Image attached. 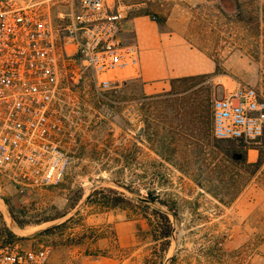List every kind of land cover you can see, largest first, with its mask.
I'll return each instance as SVG.
<instances>
[{"label":"rangeland","instance_id":"obj_1","mask_svg":"<svg viewBox=\"0 0 264 264\" xmlns=\"http://www.w3.org/2000/svg\"><path fill=\"white\" fill-rule=\"evenodd\" d=\"M58 1L53 13L67 9ZM120 2L172 13L189 67L72 90L63 181L19 197L0 179L5 243L49 247L51 264H264V134L246 144L211 132L212 101L234 82L264 94V0Z\"/></svg>","mask_w":264,"mask_h":264},{"label":"built area","instance_id":"obj_2","mask_svg":"<svg viewBox=\"0 0 264 264\" xmlns=\"http://www.w3.org/2000/svg\"><path fill=\"white\" fill-rule=\"evenodd\" d=\"M0 0V179L19 197L63 181L71 156L70 92H96L141 74V53L122 34L130 7L120 0ZM212 136L256 143L264 134V94L234 82L214 97ZM0 201L4 203L0 192ZM49 247L0 243V264H51Z\"/></svg>","mask_w":264,"mask_h":264},{"label":"crops","instance_id":"obj_3","mask_svg":"<svg viewBox=\"0 0 264 264\" xmlns=\"http://www.w3.org/2000/svg\"><path fill=\"white\" fill-rule=\"evenodd\" d=\"M173 19L172 13L159 21L149 13L139 12L131 13L126 22L122 37L125 42L139 46L144 81L178 78L183 75L179 70L189 67L187 58L194 50L189 49L183 35L174 30ZM199 59L202 61L201 56ZM193 66L198 67L196 63ZM255 159L257 156L252 161Z\"/></svg>","mask_w":264,"mask_h":264},{"label":"trees","instance_id":"obj_4","mask_svg":"<svg viewBox=\"0 0 264 264\" xmlns=\"http://www.w3.org/2000/svg\"><path fill=\"white\" fill-rule=\"evenodd\" d=\"M259 162H262V160L259 159ZM3 234H4V236H5L4 239H6V240H3L2 243H3V242H4V243L7 242L8 239H9L10 237L13 236L12 233H11L9 230H7L6 228H5ZM3 234H2V231H0V236H2ZM169 236H170L169 232H165V233L161 234L159 238H160V239H162V238H168ZM159 238H158V239H159ZM158 239H157V240H158Z\"/></svg>","mask_w":264,"mask_h":264},{"label":"water","instance_id":"obj_5","mask_svg":"<svg viewBox=\"0 0 264 264\" xmlns=\"http://www.w3.org/2000/svg\"><path fill=\"white\" fill-rule=\"evenodd\" d=\"M141 133H142L141 131L138 132V134H141Z\"/></svg>","mask_w":264,"mask_h":264},{"label":"bare ground","instance_id":"obj_6","mask_svg":"<svg viewBox=\"0 0 264 264\" xmlns=\"http://www.w3.org/2000/svg\"><path fill=\"white\" fill-rule=\"evenodd\" d=\"M22 232H23V231H22ZM22 232H21V233H22Z\"/></svg>","mask_w":264,"mask_h":264}]
</instances>
